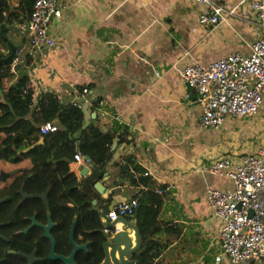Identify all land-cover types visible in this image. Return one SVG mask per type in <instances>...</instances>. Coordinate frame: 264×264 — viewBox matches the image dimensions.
<instances>
[{
  "label": "crops",
  "instance_id": "0c3cea01",
  "mask_svg": "<svg viewBox=\"0 0 264 264\" xmlns=\"http://www.w3.org/2000/svg\"><path fill=\"white\" fill-rule=\"evenodd\" d=\"M252 1L217 0L224 20L204 28L198 18L205 6L195 0H58L64 9L48 28L54 45L18 53L19 61L24 55L29 60L25 69L17 68L25 72L22 76L13 69L18 63L10 66L29 80L31 112L45 94H52L64 105L88 104L102 131L118 136L127 130V143L114 138L116 157L102 177L86 163H70L69 171L82 181L97 210L113 195L127 200L136 193L130 178L118 176L116 163L125 156H132L156 187L165 189L159 220L168 231L156 235L160 253L153 264H213L220 253L215 238L219 220L206 202V190H228L232 183L206 169L222 157L237 163L242 155L264 149V95L255 116L226 117L220 127L202 129L197 95L180 78L187 65L207 66L231 53L249 52L259 37ZM26 23L9 32L16 50L25 43ZM0 51L6 52L1 46ZM3 138L0 132V142ZM111 151L113 157L112 146ZM262 162L264 167V150ZM12 169L29 171L31 165L28 159L0 161L1 171ZM131 176L137 173L131 170ZM97 182L107 187L105 198L94 189Z\"/></svg>",
  "mask_w": 264,
  "mask_h": 264
},
{
  "label": "trees",
  "instance_id": "16d2710c",
  "mask_svg": "<svg viewBox=\"0 0 264 264\" xmlns=\"http://www.w3.org/2000/svg\"><path fill=\"white\" fill-rule=\"evenodd\" d=\"M33 1L20 0L16 7H11L7 0H0V25L5 26L3 38L0 37V46L6 51L5 53L0 51V60L9 54L8 42L13 44L9 32L14 30L13 27L27 22ZM24 42L23 40L21 44ZM28 62V55H24L18 62V68L25 69ZM4 82H9L8 86L4 87ZM0 96V132L4 134L0 142V161L18 164L28 159L31 165L27 176L21 178L11 192H0V198L5 195L8 199L5 204L7 211L12 212L18 201L16 189L20 185L30 194H43L49 189L47 196L49 212L52 222L55 223L50 234L55 241V252L61 255L70 253L68 234L73 217L76 216L74 241L78 244L90 242V245L86 252L76 254L75 263H100L103 258L101 245L104 238L98 232L99 213L97 209L92 208L90 197L82 190V181L77 180L69 171V164L78 153L90 160L92 174L97 171L98 176L102 177L104 167L112 157L111 146L114 138L118 139V144L127 143V130L124 129L117 136L116 132L102 131L93 121L82 130L79 149L76 150V141L71 137L80 129L84 119L80 107L64 105L56 96L45 94L37 111L31 112L33 94L28 78L17 76L9 65L1 61ZM48 122L55 123L57 130L40 134L39 126ZM41 138L43 142L40 145L28 153H21ZM116 166L118 176L130 178V183L138 188L132 198L137 200L133 218L137 220L142 241L141 259L143 264H153L160 253V241L156 235L162 230L168 231L159 220L165 193L161 195L156 193L158 188L144 169L135 163L132 156L123 157L122 162L116 163ZM131 170L137 173L135 178L133 177L135 175L129 177ZM16 212L21 216L35 213L37 220L42 223L46 221L44 206L37 199L21 206ZM36 232L39 255L45 256L49 251V241L42 237L41 229Z\"/></svg>",
  "mask_w": 264,
  "mask_h": 264
},
{
  "label": "built area",
  "instance_id": "2783aa9c",
  "mask_svg": "<svg viewBox=\"0 0 264 264\" xmlns=\"http://www.w3.org/2000/svg\"><path fill=\"white\" fill-rule=\"evenodd\" d=\"M18 3L20 0H16ZM232 1V0H230ZM204 5L198 23L213 28L224 20V10L217 0H195ZM256 17L259 37L249 46L246 55L231 53L207 66L193 63L180 71V78L188 89L195 91L200 106L199 127L216 129L226 117L245 119L258 113L264 95V0L249 5ZM64 6L58 0H34L26 23V39L18 48L13 64L19 62L18 53L52 47L54 40L48 32L52 18H59ZM84 94L87 89H82ZM77 106V105H76ZM79 107V106H77ZM55 123L39 126L40 134L57 130ZM263 150L242 155L237 163L222 157L210 164L206 171L223 176L232 183L228 190H206V202L219 220L215 238L220 253L213 264H261L264 262V167ZM90 160L76 153L71 163L89 164ZM165 189H156L161 195ZM137 200L129 198L117 203L107 218H133ZM118 228L104 230L115 232Z\"/></svg>",
  "mask_w": 264,
  "mask_h": 264
},
{
  "label": "water",
  "instance_id": "95a60500",
  "mask_svg": "<svg viewBox=\"0 0 264 264\" xmlns=\"http://www.w3.org/2000/svg\"><path fill=\"white\" fill-rule=\"evenodd\" d=\"M4 27L5 26L3 24L0 25L1 38H3ZM8 46L10 48L8 56L0 61L2 63L11 66L13 64L16 47L12 45L10 42H8ZM17 68H18L17 65L13 66V69L15 71L18 70L19 75L22 76L25 72L24 71L22 72ZM80 109L83 113L84 119L80 129L71 137V139L76 141L75 142L76 150L79 149V138L81 136L82 130L85 129L90 124L89 121L99 119L97 113L95 111H91L88 104L82 105ZM102 122L104 121L102 120ZM42 142H43V138L39 139V141L36 142L35 144L25 148L23 151H21V153H28L29 151L40 145ZM115 146H116V142L113 143L112 145V150L114 152V155L113 157H111L112 159L109 161L111 163H113L114 158L116 157L115 156L116 149H114ZM86 159L88 158L86 157ZM12 175L13 172L6 173L4 171H0V182H4L8 177ZM104 176L106 177V175ZM93 187L96 190V192L102 195L104 198L109 194L107 187L104 186V184H101L100 182L95 183ZM48 193H49V189H47L43 194H34L32 196L25 197V198L39 199L44 206V210L46 212V223L38 224L37 226L43 230L44 238H46L50 244L47 259L50 261H59L61 264H76L74 261L76 254L79 252H86L88 246L90 245V242L78 244L74 241V230L77 223V217L74 216L68 234V241L71 246V251L67 256L56 254L55 241L53 237L50 235V231L54 227V223L51 220V216L49 212V204L47 200ZM124 200L125 198L120 195H113L111 197V201L108 204L102 205L98 209L99 220H100V228L98 232L104 238V241L101 245L103 258L101 262L98 264H143L140 253L142 247V241H141L140 232L137 227V220L135 218L118 217L114 221H110L107 218V213L111 212L112 208L117 203H120ZM91 205H95V201H91ZM115 227L118 228V230L115 232H110V233L104 232L105 229L112 230Z\"/></svg>",
  "mask_w": 264,
  "mask_h": 264
},
{
  "label": "flooded vegetation",
  "instance_id": "af4514ba",
  "mask_svg": "<svg viewBox=\"0 0 264 264\" xmlns=\"http://www.w3.org/2000/svg\"><path fill=\"white\" fill-rule=\"evenodd\" d=\"M14 171L17 172L8 177L4 182H0V192H11L14 185L21 178L27 176L28 173V171L17 169L6 171V173ZM16 193L19 199L12 208L13 214L10 210L8 212L7 206H5L6 201H8L6 196L4 195L0 198V264H61L59 261H50L47 259L49 251L45 256L39 255L37 246L38 234L36 231H39L41 228L37 225L45 224L46 221L42 223L37 220L35 213L21 216L19 212H16L21 206L33 200V198L25 197L32 196L36 193H26L21 185L16 189ZM7 213L11 214L8 215ZM41 231L42 237L44 238L43 230L41 229Z\"/></svg>",
  "mask_w": 264,
  "mask_h": 264
},
{
  "label": "rangeland",
  "instance_id": "374dc122",
  "mask_svg": "<svg viewBox=\"0 0 264 264\" xmlns=\"http://www.w3.org/2000/svg\"><path fill=\"white\" fill-rule=\"evenodd\" d=\"M212 253H213V251H211V252H210V254H212ZM261 264H264V262H263V263H261Z\"/></svg>",
  "mask_w": 264,
  "mask_h": 264
}]
</instances>
